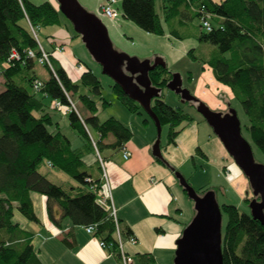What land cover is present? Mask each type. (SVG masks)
I'll list each match as a JSON object with an SVG mask.
<instances>
[{
	"label": "trees",
	"instance_id": "obj_1",
	"mask_svg": "<svg viewBox=\"0 0 264 264\" xmlns=\"http://www.w3.org/2000/svg\"><path fill=\"white\" fill-rule=\"evenodd\" d=\"M156 2L122 0L121 16L155 35L164 33L165 24L170 36L176 39L184 38L180 28L195 19L199 27L198 41L214 46L209 58L202 61L203 67L210 68L212 77L228 88L232 99L239 103L248 120L245 126L249 136L247 141L264 155V0H221L219 3L160 0V13L156 10ZM202 6L215 14L209 18L210 31H205L200 23ZM61 16L62 13L49 1L34 4L29 0H0V75L4 87L0 91V264H42L32 246L30 231L19 222H12L16 209L25 219L37 223L32 192L45 197L46 214L54 224L58 225V220L52 212L53 205L59 208L58 219L67 218L75 226L93 224V235L108 245L119 262L115 224L109 203L101 199L100 169L85 127L95 131L96 147L101 154L108 149L114 152L122 149L132 133L114 117L100 121L95 115L97 105L91 96L100 97L101 83L86 64L80 71L79 84L74 83L51 53L43 49L49 54L52 65L50 70L43 64L50 76L40 79L33 71V64L41 55L36 29L60 26ZM30 27L36 32V38ZM75 36L80 37L77 33ZM29 49L36 58L27 56ZM11 50L19 54V60H8ZM191 51L189 54L193 56ZM172 73L166 64L148 72L151 85L158 90L157 97L151 100V109L159 123L168 126L169 144L174 143L179 134L181 129L178 127L191 121L188 113L170 107L162 100V90ZM36 80L42 81L39 89L33 86ZM80 86L89 93L80 94ZM111 89L127 111L137 113L141 109L117 83L112 82ZM75 97L89 112L86 118L74 105ZM53 100L68 110V126L81 138L80 146L72 148L69 138L62 134L58 123L53 122L50 113ZM102 104L105 106L106 102L103 100ZM189 104L196 105L195 102ZM109 136L113 141L106 143ZM196 151L204 156L198 147ZM87 155L92 158L91 162H86ZM155 159L166 165L165 160ZM46 163L68 174L75 185L64 189L49 181L38 170ZM206 190L214 192L211 187L196 192L201 195ZM249 200L244 199L246 204ZM219 206L226 216L225 224L221 226L223 264H264V227L232 204ZM117 221L122 238L132 236L129 227L122 226L118 218ZM62 242L71 246L65 238Z\"/></svg>",
	"mask_w": 264,
	"mask_h": 264
},
{
	"label": "rangeland",
	"instance_id": "obj_2",
	"mask_svg": "<svg viewBox=\"0 0 264 264\" xmlns=\"http://www.w3.org/2000/svg\"><path fill=\"white\" fill-rule=\"evenodd\" d=\"M48 1L53 4V6L57 7L56 0H36L38 3ZM77 1L80 6L89 13L95 14L96 17L102 21L108 31V36L114 50L124 54L126 53L135 58L137 57L139 60H154L160 57L164 60L168 69L180 75L182 86L189 90L196 99L201 102L203 101L210 110L224 114L229 110L228 104L230 108L235 109L238 120H240L242 136L246 140L249 138L248 132L245 130L248 120L244 115L243 109H241L239 103L235 99H232V95L228 88L220 85L212 77L210 68L206 66L203 67L204 64L202 61L209 58L214 46L198 41L199 27L195 19L189 20L187 25L180 28L184 38L176 39L170 36L168 33L169 28L165 24L164 33L162 35H155L147 31L145 32L133 21L122 18L120 7L122 0H117L112 7L117 13V16L113 20L101 13L100 6L102 5V0ZM156 6V10L159 13L158 4H156ZM61 18L66 22L72 34L75 35V31H73L72 24L69 20L65 19L64 15L61 16ZM36 32L38 34V41L42 42V36L39 30L36 29ZM76 41L79 47H75L74 52L79 56L80 62H85L84 64H87L91 71L96 74L101 83L100 97L97 95L91 96L95 105H97L95 115H98L100 121L106 120L108 117H114L119 120L131 130V139H133L134 142H139L144 137H147L151 150L152 143L154 142H151V140H155L154 138L156 137V128L152 119L149 118L147 113L142 109H139L137 113L130 112L129 110L127 111L111 89L112 80L101 72L100 65L93 61L80 37L76 36ZM190 49H192L191 53L193 56L189 54ZM225 56H227V54H225ZM76 64L75 62L72 66L75 70L77 68ZM33 65V71L40 79H47L50 76L45 65L37 62H34ZM188 77H190V79ZM1 80H3V77L0 75V91L4 89ZM162 91V100L168 106L180 108L191 116V121L183 122L178 127L181 130L178 132L179 134L172 144L167 143L168 126L161 125L160 152L168 164V166H163L167 167L169 171H171V167H174L175 171L185 177L189 185L192 186L195 191L206 189V187L213 188L219 205L232 204L237 207L239 212L250 214L249 205L244 201L245 198L251 199L253 197L250 184L245 175L233 162L229 153L225 151L222 143L219 141L216 134L212 132L208 123L196 111V105H190L187 102L180 101L178 95L174 91L168 90L166 87L163 88ZM79 93L88 94L89 91L85 87L80 86ZM103 100L106 102L105 106L102 104ZM77 101L75 97L73 103L77 106L79 113L82 114V110L85 111L86 109L81 108ZM65 111L66 107H52L50 113L53 117V122L58 123L62 134L69 138L71 147L76 148V146L81 145V138L68 126ZM205 127L207 131L204 130ZM85 129L90 138L97 140L98 137H96L97 135L92 128L86 126ZM197 146L206 154L207 157L205 159L196 151ZM252 151L255 162L264 164V155L262 152L255 146H252ZM105 155L106 152L103 151L102 156L104 157ZM89 157L90 155L85 157L86 162L90 159ZM38 170L41 173H47L46 164L41 165ZM56 171L59 170L56 169L52 171V173H58V176L53 178V180L61 184L64 189H67L69 186L68 184L66 185L65 179L68 178V180L72 182L74 180L68 174ZM172 174L173 181L176 182V186L181 190L182 187L179 185L176 176H174V171ZM36 195L42 199H45V197L37 192H32L31 194V200L32 203H34V211L41 216L43 215L42 211L44 209L42 210V205L40 209L37 200H35ZM176 204L183 210V215L177 216L178 222H180L179 224L186 225L191 221L194 214L193 202L186 195H182L181 201L179 203L176 202ZM13 215V223L19 222L22 227L25 226L24 224L26 222L32 224L31 221H28L20 215L16 209ZM221 217L223 226L226 221V216L222 214ZM37 239L36 237L32 239L34 240L36 249L38 248L35 243ZM124 240L125 238H123V242ZM42 258L44 263L48 264L49 261L46 259L47 257L42 255Z\"/></svg>",
	"mask_w": 264,
	"mask_h": 264
},
{
	"label": "crops",
	"instance_id": "obj_3",
	"mask_svg": "<svg viewBox=\"0 0 264 264\" xmlns=\"http://www.w3.org/2000/svg\"><path fill=\"white\" fill-rule=\"evenodd\" d=\"M29 1L34 4L40 2ZM105 1L102 0V3ZM212 1L219 3L221 0ZM156 4L160 8V0H157ZM38 30L42 36V42L39 41V43L43 49L51 53L52 58L63 67L72 82L79 84L80 71L73 69L72 66L75 62L82 65L85 62H80L79 56L74 52V48H78L79 45L76 36L69 30L66 22L62 19L60 26L40 27ZM56 45L63 46L61 53L53 51ZM77 102L81 108H84L79 101ZM67 112L66 109L65 114ZM80 115L86 118L89 112L82 110ZM204 130L207 131V128L205 127ZM111 141L113 137L109 136L106 143ZM148 141L147 137L139 142H134L130 138L123 145L129 152L128 159L122 157L121 149L116 152L111 149L104 150L106 152L104 167L110 181L111 199L117 218L122 226L129 227L131 235L136 239L134 245L127 242L126 238L124 240V249L132 256L133 263L174 264L172 260L175 252V239L184 227V224H179L177 219V216L183 215V210L176 202L179 203L184 194L173 181L172 170L175 168L171 167L172 170L169 171L167 167L157 162L151 155ZM206 157V154L202 156L204 159ZM89 158L88 162H91L92 158ZM46 171L47 173L43 174L49 181L62 186L53 180L58 173H52L55 169L48 163H46ZM65 181L68 186L75 185V181L72 182L68 178ZM35 200L40 209L42 205L43 215L39 216L34 211L38 218L37 223L26 222L23 228L30 231L34 238H38L35 242L37 249L34 240L31 243L42 264H45L42 255L47 257L48 264H120L110 249L100 246L96 236L85 232L84 226L72 225L67 218L58 219L60 216L58 206L53 205L52 207V212L58 220L57 225L46 214L45 199L36 195ZM32 204L34 207V203ZM63 238L70 243V247L63 244Z\"/></svg>",
	"mask_w": 264,
	"mask_h": 264
},
{
	"label": "water",
	"instance_id": "obj_4",
	"mask_svg": "<svg viewBox=\"0 0 264 264\" xmlns=\"http://www.w3.org/2000/svg\"><path fill=\"white\" fill-rule=\"evenodd\" d=\"M57 9L72 24L73 31L80 36L93 61L101 67V72L117 83L122 92L139 104L152 119L156 137L151 147V155L164 160L160 152L161 123L151 109V100L158 90L151 85L148 72L165 66L160 57L154 60H139L113 49L105 25L95 14L89 13L77 0H56ZM174 91L182 102H195L196 111L216 134L233 162L247 178L253 197L249 200L252 218L264 227V164L255 162L252 147L241 133L240 120L236 110L229 107L224 114L212 111L202 101L196 99L182 86L179 74L172 73L166 85ZM167 165V163H166ZM174 171L185 195L193 202L194 214L175 241L174 264H223L222 259V213L212 190L199 195L186 178Z\"/></svg>",
	"mask_w": 264,
	"mask_h": 264
},
{
	"label": "built area",
	"instance_id": "obj_5",
	"mask_svg": "<svg viewBox=\"0 0 264 264\" xmlns=\"http://www.w3.org/2000/svg\"><path fill=\"white\" fill-rule=\"evenodd\" d=\"M116 2H117V0H106L100 6L101 13H103V15H105L106 17L113 20L117 16L115 9L112 8ZM199 11H200V14H202L201 19H200V23L202 25V28L205 31H210L211 25L209 24V18L215 17V14H212L211 12H207L203 6L200 8ZM159 13H160V8H159ZM30 28H31V32L33 33L34 37L36 38V32H34L32 27H30ZM39 50H40L41 55H40V57L37 58V60H36L37 63L46 64L47 67L51 70L52 65L49 63V60H48L49 54L43 50L42 45H40V44H39ZM53 51H55L57 53H61L63 51V46L62 45L61 46L56 45L53 48ZM26 54L28 57L36 58L35 54L33 53V51L31 49L27 50ZM19 58H20L19 54H17L14 50L10 51L8 60H19ZM76 67H77L76 69L78 71H82L84 69V64L82 65L81 63H77ZM41 85H42V81H39V80H36L33 84L35 89H39L41 87ZM51 106L57 108V107H60V104H59V102L53 100V102H51ZM90 142H91V146L93 147L94 156L97 159L99 169H100V179L102 180L101 199L103 201L109 203L111 216H112V219H113L114 224H115L114 232H115L116 242L118 243L117 248H118V253H119V263L120 264H134L132 256L129 253H127L124 249L123 238L121 236V232L119 231V224L117 221V215H116V211H115V208L113 205V200L111 199V189H110V184H109L110 181H109L108 176H107L106 168L104 167L105 158H103L101 152L98 150V147H96V140L93 138H90ZM121 151H122V157H124V159H128L129 158V152L124 147L121 149ZM84 229H85L86 233H88V234L92 233L93 234L95 226L93 224H90L88 226H84ZM127 242L134 245L136 243V239L134 236H129L127 238ZM99 243H100L101 247L108 248V245L106 243H104L103 241L102 242L99 241Z\"/></svg>",
	"mask_w": 264,
	"mask_h": 264
}]
</instances>
